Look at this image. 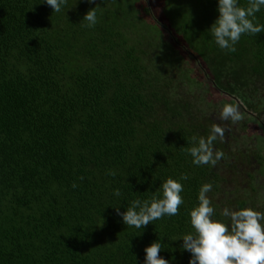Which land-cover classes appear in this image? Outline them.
Wrapping results in <instances>:
<instances>
[{
  "label": "trees",
  "instance_id": "16d2710c",
  "mask_svg": "<svg viewBox=\"0 0 264 264\" xmlns=\"http://www.w3.org/2000/svg\"><path fill=\"white\" fill-rule=\"evenodd\" d=\"M160 1L161 13L150 0H67L60 12L0 0V264H144L155 241L169 264H189L181 238L204 183L213 219L264 213V32L222 50L209 30L218 0ZM255 16L264 25V7ZM225 103L244 118L220 120ZM213 123L225 155L197 166L186 149ZM170 177L183 185L179 214L126 226L116 208Z\"/></svg>",
  "mask_w": 264,
  "mask_h": 264
},
{
  "label": "clouds",
  "instance_id": "9594fccd",
  "mask_svg": "<svg viewBox=\"0 0 264 264\" xmlns=\"http://www.w3.org/2000/svg\"><path fill=\"white\" fill-rule=\"evenodd\" d=\"M45 2L53 12H60L67 0ZM88 2L94 3V0ZM262 7L264 0H247L246 6H242L239 0H218L219 16L209 29L215 43L222 50L235 52V45L243 34L257 35L264 32V25L254 23L255 14ZM83 20L87 22V27H94L97 23L96 7L90 9ZM243 118L239 105L232 103H225L219 115L220 120L233 124ZM225 131L224 127L213 123L206 138L192 137V146L186 151L193 158V164L216 166L225 154L215 150L213 145L218 138L224 141ZM108 174L115 176L116 172L109 170ZM187 178V175H182L180 179ZM72 187L78 185L74 182ZM211 190V183H204L200 187L199 203L190 211V223L194 231L181 238L182 248L191 253L189 264H264V213L252 208L231 210L225 207L221 215L229 218L230 224L215 220V210L207 195ZM182 191V183L170 177L161 185L159 195H153L150 200H133L126 211L121 212L116 208V212L126 226L141 229L164 216L178 215L184 203ZM114 195L120 196V190H114ZM161 250L162 244L158 241L145 247L144 264H169L159 255Z\"/></svg>",
  "mask_w": 264,
  "mask_h": 264
},
{
  "label": "rangeland",
  "instance_id": "374dc122",
  "mask_svg": "<svg viewBox=\"0 0 264 264\" xmlns=\"http://www.w3.org/2000/svg\"><path fill=\"white\" fill-rule=\"evenodd\" d=\"M151 2H153V3H155L157 6H156V11L159 13H161V8H162V3H161V1L160 0H150ZM238 105V104H237ZM218 109H220V110H222V108L220 107V108H218ZM250 128V130L251 129H253L254 127L253 126H250L249 127ZM239 140H242V138L241 137H239ZM260 151H258V153L259 154H261V159H260V162H261V164L262 165H260V170H262L263 168H264V147H262L261 149H259ZM252 151H254L253 149H252ZM251 162H250V166L248 167V171H250V172H253V168L256 166V162L253 160V159H251L250 160ZM243 169H244V167H243ZM253 175H254V173H252ZM256 181L259 183V184H263L264 183V177H262V176H260L259 174L257 175L256 174Z\"/></svg>",
  "mask_w": 264,
  "mask_h": 264
}]
</instances>
